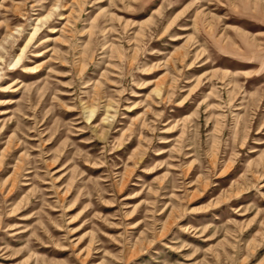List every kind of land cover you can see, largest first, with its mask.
Returning <instances> with one entry per match:
<instances>
[{
	"label": "rangeland",
	"instance_id": "1",
	"mask_svg": "<svg viewBox=\"0 0 264 264\" xmlns=\"http://www.w3.org/2000/svg\"><path fill=\"white\" fill-rule=\"evenodd\" d=\"M0 264H264V0H0Z\"/></svg>",
	"mask_w": 264,
	"mask_h": 264
}]
</instances>
